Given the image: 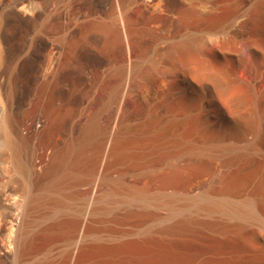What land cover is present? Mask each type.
<instances>
[{"label":"rangeland","instance_id":"374dc122","mask_svg":"<svg viewBox=\"0 0 264 264\" xmlns=\"http://www.w3.org/2000/svg\"><path fill=\"white\" fill-rule=\"evenodd\" d=\"M223 1L227 2L228 0ZM146 2L151 3V1L141 0V6L143 7L136 13V17L139 16L140 18H137L140 20L147 17L148 14L150 15L151 12L155 13L161 10L162 0L152 1V5L149 4L148 7L145 6ZM256 4L261 6V3ZM129 6V0H119L118 2L117 0H0V264H69L70 254L74 248L76 249V255L72 264H264V237L261 233H264V222L260 220H242L238 218L239 216L218 213V211L196 210L195 208L185 211L178 209L170 212L167 207L154 200L146 201L142 198H139V200L135 198V201L126 193L110 198L102 210L97 208V210L87 214L86 209L91 198L89 195L92 194L96 186L94 173L99 165L97 163L101 161V156L98 155L99 153L95 149L96 152L90 151L91 153L84 154L85 157L83 156V158L85 160L81 159L80 166L82 168L79 169L78 166L76 176L73 177L77 180V183L74 179L69 180L63 187H60L63 191H60L59 186L55 183L56 185L53 184L54 187H52L57 190L56 192L49 183L51 176H43L46 173L45 168L49 163L48 160L50 161L51 155L56 149L55 147L61 145L67 147L66 143L69 141L71 126H83L92 117L94 100H92L93 94H91L90 83L94 76L93 69L98 67L99 71L104 70L110 58L113 57V47L109 35H105V32H99L101 33L99 34L97 30L93 29L96 17L110 20L109 16L118 15L119 10L126 11ZM156 7L158 8L156 9ZM217 8H221L219 13L218 9H214L213 12L209 11L212 12L211 14L207 13L208 10L204 11V13H207L206 17L211 15L206 18V22H208L207 20L210 21L207 24H211L213 20L222 17L220 15L225 13L223 16L225 17L224 25L233 27L234 24H237L229 17V3H220ZM222 10L223 13H221ZM213 13L215 16L218 14V18L216 16L214 19ZM155 24L153 25L155 26ZM105 36L109 39L107 40ZM133 45L138 52L142 51V41L140 39L134 38ZM82 55L87 57L85 58L87 60L85 90L78 89V84L74 83V81H77L78 65ZM27 57H29V61ZM99 58L104 59V62L98 63ZM33 77H35L34 80H32ZM155 82L156 89L160 94L169 90L171 86L159 77H156ZM10 90L13 91L16 100L19 101L18 108L15 107L17 110L13 111L19 123H22H20L21 133L28 138L30 144H33L29 145V150L26 149L27 151L24 150V152L34 151L35 157L37 156L35 158L37 167L35 166V170L30 172L32 174L31 179L33 178L31 182L33 183L29 187L34 189L32 191H35L42 182V186H40L42 190L39 189L46 198H44L45 202L43 200L41 205L39 203L38 207H34L36 210L31 209H34L33 212L25 207L24 195L22 196L18 187L23 176L21 175L22 177L19 178L20 172H17L16 168L14 170L12 168L14 166H11L12 163L10 164L11 158H9L10 153L5 137L9 130L8 124L10 121L8 122V110L5 106L6 103H4L11 92ZM84 91H87L85 95ZM62 92L68 94L59 95ZM244 97L247 100L243 104V109H245L246 114L249 110V113L252 112L251 116L254 115L251 124L258 123L261 126L260 137L264 141V122L261 120L263 123L260 124L259 121L260 114L264 111V103H255L248 93H245ZM159 111L161 113L165 112L163 105ZM254 118L255 120L257 118V120L255 121ZM138 121L135 120V122ZM198 137L202 138L203 141ZM217 138L219 139L217 140ZM188 139L189 136L183 144L184 149L182 148L179 157H172L165 163H163L165 159L158 160L159 164L151 161L148 166L146 160L138 158L137 161L133 157L134 159H128V162L119 163L120 165H117V167L116 164L111 165L114 161L110 158L109 162L106 163L107 169H104L105 173L103 172L98 188L102 189L104 185V188H106L108 179H116L119 176L124 179L127 185L126 188H131L133 192L134 189H143L149 195V199H153L161 192L172 193L177 188L181 190H177L180 197H186L198 195L199 191L206 185V187H212L211 185L214 186L215 184L217 187L213 188L224 190L225 182L234 181L233 183H236L244 178L242 181L245 182V185L248 183L249 186L246 185L245 188L241 181L238 182V185L241 183L242 186H240L245 188L242 191L243 188L240 186L231 184L237 187L234 192H238L236 190L241 188L238 193H243V198H253L257 208L256 211L259 212V215L260 213L263 215L264 212L262 214L261 211H264V183L262 182L264 181V178H262V176L264 177V163H262L264 162L262 160L264 159V149L262 151H252L250 162L241 159L233 165H223L224 163L221 162H224L226 157L222 156L220 157L221 161L219 159L214 162L211 160L212 163H209L211 165H208L207 162L210 161L211 156L207 153H212V150H215L214 153L219 154L223 150V153L227 151V154L236 150L231 148L232 151H230L229 142H226V139L219 135L214 137L216 139L214 142L219 145L213 143L215 149L211 146L207 147L210 143H205V138L201 134H197L191 139L196 142L198 140L197 143L200 142L199 144L204 149L206 148V154L193 157L190 154V140ZM224 141L229 146L227 144L224 146ZM219 147L221 148L220 152H216ZM167 150L170 154L174 149L170 150L169 147ZM259 156L261 160H256ZM183 158L190 160L192 163H198L201 168L204 164H207V166L204 165L206 169H208V166L213 168L217 166L218 171L214 168L215 175L208 172L202 173L198 170L201 174L197 171V175H202V177L200 176L202 183H200L201 180L198 176H195L196 170L190 168L192 164L187 161V164H191L188 166ZM99 159L100 161H98ZM140 161L141 163H139ZM178 161L180 162L178 163ZM137 163L138 166L135 165ZM214 163L219 165L221 163L224 167ZM107 164L111 166H107ZM181 165H183V168L186 169L187 167L188 169L184 171L180 167ZM94 166H97V168H94ZM109 166L112 169L108 171ZM171 166L174 171L175 167H179L178 170L182 169L180 173L178 172L180 176L183 173L181 178L179 174H175L176 176L169 175L168 172L172 170ZM247 168H249V171L246 170ZM241 172L245 175L243 176ZM37 173L41 174V179L45 177L44 180L41 181L40 175ZM79 173L82 175L79 176ZM163 173L168 174L169 178L164 175L165 177L160 176L161 178L158 180L159 176L156 175H163ZM189 173L192 174L193 178ZM217 173H222L223 176ZM184 174H189L192 179ZM230 174L232 175L229 176ZM105 175H110L111 178L107 179V177H104ZM238 175L240 179L237 180ZM253 175H255L254 179L256 180L252 179ZM248 177L249 179H247ZM258 177L260 181L257 180ZM11 178L13 180L9 181ZM153 178L154 180L157 179L161 186ZM163 178H167V180ZM38 179L40 184L36 185ZM170 179H173L172 182L169 181ZM163 180L166 184L165 182L162 183ZM183 180H187L186 184ZM173 181H176V184ZM6 182L12 183V186ZM101 182L103 186H101ZM218 183L223 184V186L220 187V185H217ZM173 184L174 186H172ZM189 184L195 187H189ZM47 188L51 189L48 190ZM98 188L96 186V189ZM158 188L160 191L165 190L159 192ZM51 190L55 193L53 194ZM99 203L96 207H100ZM80 220H86L87 223L86 233L78 241ZM72 225H75L73 226L75 228ZM19 227H21V230ZM259 242H261V245ZM256 244L257 246L259 244V246L257 247ZM73 245L75 246L73 247Z\"/></svg>","mask_w":264,"mask_h":264},{"label":"bare ground","instance_id":"6f19581e","mask_svg":"<svg viewBox=\"0 0 264 264\" xmlns=\"http://www.w3.org/2000/svg\"><path fill=\"white\" fill-rule=\"evenodd\" d=\"M118 1L119 0H117V2ZM129 1L130 6L128 10H119L120 12L118 15L109 16L110 20H103L96 17L93 23V29L97 30L98 33L105 32V35H109L110 39L105 37L107 40H111L113 57L110 58L104 70L99 71L98 67H94L93 69L94 76L90 83L91 94H93V96H91L93 97L92 100H94L92 117L90 116V120L85 122L83 126H71L68 138L69 141L66 143L67 147H65V145L56 146L50 161L48 160L49 163L45 168L46 173H44L43 176H51V181L49 182L50 186L54 187V185L57 184L60 191L62 190L60 187H63L64 184L71 179H74L77 183V180L73 177L76 176L78 166L79 169L81 167L80 163L83 156L85 157L84 154H88L87 152L90 151H97V153H99L98 155L101 156V161L99 159L98 161L100 162L97 163L99 164L98 168L94 166V168L96 167L97 169L94 173L96 176V184L93 183L98 188L100 186L99 182L103 177L104 169H107L106 163L109 162L110 158L114 161L111 165L116 164V166L123 164L125 161L128 162L127 160L131 158H135L137 161L138 158L146 160L147 165L151 161L158 163V160L163 159H165L163 160V163H165V161L168 162L172 157H179L183 144L188 136V140H190L189 150L193 157H197L199 154H206V148L204 149V147L199 144L200 142L197 143L198 140L196 142L191 139L197 134H201L205 138V143H210L207 147L211 146L215 149V145L218 143L214 142L216 140L214 137L219 135L226 139V142H229L230 151H232L231 148L236 150L233 153L229 151V154H227V151L223 153L224 150L221 151L223 154L214 153L215 150H212V153H207L211 156L210 161L207 162L208 165H211L209 163L217 159L221 161L220 157L222 156H225L226 159L221 163H224L223 165L227 164L228 166L235 164L236 161L241 159L249 161L250 158L252 159V156L250 157V155L253 154L252 151H262L264 149V141L261 140L260 137L261 126L258 123L252 125L251 120L254 115L252 117V112L249 113L248 109L249 114H246L245 109H243V104L247 100L244 97L245 93H248L255 103H264V0H228L227 2L223 0H162V4H159L161 10L155 13L151 12L150 15L148 14L149 16L147 15V17H144L142 20L137 18L139 16L136 17L138 10L143 7L141 6V0ZM147 1H151V3L146 2V7H148L149 4L151 6L154 0ZM220 3H229V17L232 21L237 22L233 27L224 25L225 17L223 16L226 13L220 15L222 16L220 18H218L217 14L216 16L218 19L213 20V22L211 21V24H207L208 22L210 23V21L207 20L208 22H206V18H209L211 15L206 17V14L209 11L213 12L214 9L217 10ZM256 3H261V6H258ZM157 8L158 7H156V9ZM220 9H218V13ZM223 10L221 13H223ZM204 11H207V13H204ZM214 13L212 15L215 19L216 16ZM252 23L253 25H251ZM153 24H155V26ZM134 38L142 41V51L138 52L137 48L133 45ZM27 58L29 61V57ZM85 58L87 57L82 55L78 65L79 74H77V81H74V83L76 82L78 84V89L81 88L83 90L86 89L84 85L87 79L85 76L87 60ZM103 60L100 59L97 62H104ZM156 77L171 84L169 90L160 94L156 89ZM34 78L35 77H33L32 80H34ZM10 91V94L5 99L6 101L4 100L8 110V122L10 121L8 124L9 127L7 126L9 132L7 131L5 136L8 151L10 153L9 158H11L10 164L12 163L11 166H14L12 167L14 170L16 168L17 172H20L19 178L23 176L21 182H18V187L22 196L24 195L23 198L26 201L25 207L33 212L34 209L36 210V208H34L35 206L39 203V205L43 203L45 195L41 192L42 188H40V186H42V182L40 184L39 179L38 183H36L35 180L34 182L36 185L40 184L39 188L41 190L38 188L32 191L33 188L29 187L30 184L33 183L31 182L33 178L31 179L32 174H30V172L35 170V158L37 156L35 157L33 148L31 149L33 152H24L26 149L29 150V145L33 144H30L28 138L21 133V122L19 123L13 111L17 110L15 107L19 101L16 100L13 91ZM85 92L87 91L83 92L84 95ZM80 93L82 94L81 91ZM65 94L68 93L62 92L59 95L64 96ZM162 105L163 108H165L164 113L159 111ZM136 119L139 121L135 122ZM261 120L264 122V111L260 114V124L262 122ZM210 133L211 136L209 137ZM186 136L187 138H185ZM196 139L195 137V140ZM198 139L203 141L202 138L198 137ZM218 139L219 138H217V140ZM226 142L224 146L225 144L228 145ZM213 143H215V145ZM169 147L170 150L174 149L170 154L167 152ZM220 149L219 147V150L216 152H220ZM187 154L189 153L187 152ZM188 158L189 157H187V159ZM206 159H208V157ZM258 159L261 160L260 156L256 160ZM190 160H186V164L187 161L190 162ZM262 160L264 161V159ZM141 161L139 163H141ZM179 162L180 161H178V163ZM190 163L192 164H190V168L196 170L195 176H198V170L202 173L208 172L213 174L215 172L214 168L217 167L214 166L213 168L208 166V169H206L204 167L205 164L203 166L201 165L203 167L201 168L198 163ZM214 164L216 165L217 163ZM108 165L110 164H107V166ZM132 165L134 166V164ZM135 165L138 166V163ZM187 165L190 166L189 164ZM110 166L108 167V171L112 169ZM205 166H207V164ZM180 167L183 168V165ZM178 168L179 167H175L176 172L173 170V167V171L169 168L171 170V172H168L169 175L174 176L175 174H179L182 169L178 170ZM183 169L185 171L188 168L186 167L185 169L184 167ZM248 169L249 168L246 170ZM241 173L243 174V172ZM80 174L81 173H79V176ZM189 174L184 175L189 177ZM199 174L201 173L199 172ZM217 174L221 175L222 173ZM233 174L235 173L233 172ZM39 175L41 181L46 177L41 179V174ZM110 175H105L104 177L108 179L111 178ZM164 175L163 173V175L157 174L156 176H159V180L161 178L160 176L163 177ZM169 175L167 174L165 176L169 178ZM182 175L183 173H181V176L179 174L180 178ZM191 175L192 174H190V176ZM231 175L232 174L229 176ZM244 175L245 174H243V176ZM255 175L252 176L253 178H250L254 179ZM200 176L202 177V175ZM200 176H198L199 179ZM240 176L242 177V175ZM188 177L186 178L185 176L186 179H188ZM237 177V180L240 179L239 175ZM262 178L264 177L262 176ZM247 179H249V177ZM259 179L258 177L257 180ZM10 180L13 179L11 178L9 181ZM158 180L157 183L159 184ZM165 180H167V178ZM165 180H163L162 183H164ZM172 180L170 179L169 181L172 182ZM242 180H244V178L240 181L245 185V182ZM186 181H184L185 184ZM199 182L202 183V180ZM205 182H203V184H205ZM230 182L224 183V190L213 188L217 186L215 184L213 186L211 182L212 187H206V185L199 191L200 193L198 195L195 194L196 196L186 197H180L177 192L181 190H178L179 188L177 187L178 191L174 188L176 191H171L172 193L161 192L165 189L160 191V187L158 190L161 193H156L157 195L154 196L153 199H149V195L143 191V189H134L135 191L133 192L131 188H126L127 185L124 179L118 176L116 179H108L106 188H104L105 185L103 186L101 182V186L103 187L102 189L98 188L101 189L100 191L96 189V186L94 187L92 194L89 195L91 198L89 203L87 202L88 208L86 209V213H92L97 210V208L102 210L110 198L116 197L118 194L126 193L134 198L135 201V198H137V200L142 198L146 201L154 200L167 207L170 212L178 209L185 211L195 208L196 210L208 212L218 211V213L222 212L231 216H239L238 218L242 220L256 219L264 222V211H261L263 215H261V213L259 215V212L256 211L255 200L251 197L243 198L242 196H244V194L238 193L241 191V188H243V191L249 186L247 185L248 183L244 188L241 187V183L238 185L236 181V183H233L234 181L232 183ZM262 182L264 183V181ZM153 183L157 184L156 182ZM181 183L183 184L182 181ZM174 184H176V181ZM174 184L172 186H174ZM231 184H235V186L241 185V188L236 190L238 192H234L237 187ZM8 185L12 186V183ZM217 185L220 184L218 183ZM191 186L192 188L195 187L193 185L189 187ZM221 186H223V184H221L220 187ZM28 187L31 190H29ZM47 189L49 190L51 188ZM98 202H100V207H96ZM32 208L34 209L31 210ZM24 214L26 213L24 212ZM86 223V220H83L78 225V241L82 239L86 233ZM16 226L18 227V225ZM73 226L75 225H72V227ZM20 228L21 227H19V229ZM261 233L264 237V233ZM259 244L261 245V242H259ZM74 246L75 245H73V247ZM75 253L76 249L74 248L70 254L69 264H72L76 255Z\"/></svg>","mask_w":264,"mask_h":264}]
</instances>
